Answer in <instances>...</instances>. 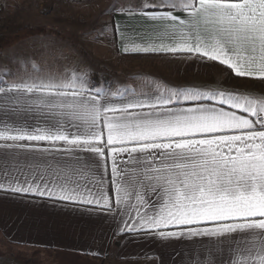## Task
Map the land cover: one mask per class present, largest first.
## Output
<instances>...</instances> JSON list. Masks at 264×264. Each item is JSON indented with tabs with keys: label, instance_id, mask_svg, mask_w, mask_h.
Wrapping results in <instances>:
<instances>
[{
	"label": "snow or ice",
	"instance_id": "6c2138e0",
	"mask_svg": "<svg viewBox=\"0 0 264 264\" xmlns=\"http://www.w3.org/2000/svg\"><path fill=\"white\" fill-rule=\"evenodd\" d=\"M123 53L224 67L205 84L100 82L34 60L0 69V191L97 216L103 231L181 242L172 264H264V0H141ZM117 34L120 25L105 23ZM236 81L235 83H228ZM131 221V222H129Z\"/></svg>",
	"mask_w": 264,
	"mask_h": 264
},
{
	"label": "crops",
	"instance_id": "0c3cea01",
	"mask_svg": "<svg viewBox=\"0 0 264 264\" xmlns=\"http://www.w3.org/2000/svg\"><path fill=\"white\" fill-rule=\"evenodd\" d=\"M140 2L4 0L6 15L15 19L13 24L19 28L15 31L20 33L10 36V42L0 48V69H15L13 61L20 58L34 60L44 71L85 68L97 83H131L128 77L134 73L150 74L172 86L205 84L221 77L223 66L200 65L179 54L123 53L121 41L129 45L142 42L145 21L118 14L99 18L101 13L97 16V12H104L112 3L135 6ZM107 21L117 22L122 35L110 26V38L107 33L99 36ZM108 39L112 41L109 52L105 51ZM90 59H100L97 77L92 66L98 61ZM241 83L264 91L260 81ZM100 224L97 216L47 198L0 191V264H172L173 249L182 246L181 242L159 238L113 235L107 226L101 232Z\"/></svg>",
	"mask_w": 264,
	"mask_h": 264
},
{
	"label": "rangeland",
	"instance_id": "374dc122",
	"mask_svg": "<svg viewBox=\"0 0 264 264\" xmlns=\"http://www.w3.org/2000/svg\"><path fill=\"white\" fill-rule=\"evenodd\" d=\"M5 9L6 8H5L4 0H0V36H3L5 38L4 39L5 43H8V42H10V36L11 37H18V34L20 32H17L18 34L16 33L15 30H19V28L15 27L14 24H13L15 19L12 18V17H7V15H6L7 12H6ZM100 13H101V16H99V18H102V15H103L104 12H102V11L97 12V16ZM107 18H108V15H107ZM107 23H109V21H107ZM42 30H43V28H42ZM110 33H111V27H109L108 30H107V34H108L109 38L111 37ZM110 41L111 40L108 39V43L106 44V50L105 51H107V52L110 51V46H111V42H112V41L111 42ZM99 58L103 59V55L102 54L99 55ZM95 60L98 61V65L97 64L93 65L92 66L93 67L92 71H94V76L97 77L98 76V71L100 69V65L99 64L101 62L99 61L100 59H95ZM95 60L92 59L91 61L96 62ZM101 69H104V68L101 66ZM107 69H109V68L107 67Z\"/></svg>",
	"mask_w": 264,
	"mask_h": 264
},
{
	"label": "trees",
	"instance_id": "16d2710c",
	"mask_svg": "<svg viewBox=\"0 0 264 264\" xmlns=\"http://www.w3.org/2000/svg\"><path fill=\"white\" fill-rule=\"evenodd\" d=\"M4 37L3 36H0V48L3 47V45L5 44V41H4Z\"/></svg>",
	"mask_w": 264,
	"mask_h": 264
}]
</instances>
